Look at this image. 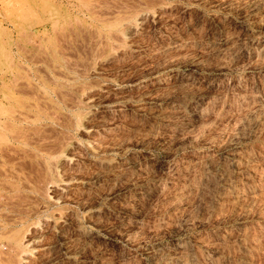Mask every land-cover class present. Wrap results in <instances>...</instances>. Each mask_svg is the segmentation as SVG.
<instances>
[{"label": "rangeland", "instance_id": "obj_1", "mask_svg": "<svg viewBox=\"0 0 264 264\" xmlns=\"http://www.w3.org/2000/svg\"><path fill=\"white\" fill-rule=\"evenodd\" d=\"M0 110V264H264V0H0Z\"/></svg>", "mask_w": 264, "mask_h": 264}, {"label": "bare ground", "instance_id": "obj_2", "mask_svg": "<svg viewBox=\"0 0 264 264\" xmlns=\"http://www.w3.org/2000/svg\"><path fill=\"white\" fill-rule=\"evenodd\" d=\"M155 2V1H154ZM161 2V1H160ZM102 3V2H101ZM88 4H89V2H88ZM92 4V3H91ZM84 5V4H83ZM101 5V4H100ZM147 6V5H146ZM153 7V6H152ZM92 9V8H91ZM87 11V10H86ZM100 11V10H99ZM94 12V11H93ZM112 12V11H111ZM110 12V13H111ZM105 14V13H104ZM121 17V16H120ZM115 20V19H114ZM100 22V21H99ZM109 24V23H108ZM116 25V24H115ZM114 26V25H113ZM110 27V26H109ZM56 34V33H55ZM123 34V33H122ZM120 36V35H119ZM101 39V38H100ZM43 52V51H42ZM56 73V72H55ZM38 76V75H37ZM46 78V77H45ZM23 84V83H22ZM21 84V85H22ZM4 86V85H3ZM27 91H29V90H27ZM61 91V90H60ZM30 92V91H29ZM40 98V97H39ZM66 98V97H65ZM41 107V106H40ZM47 107V106H46ZM39 109H41V108H39ZM7 111V110H6ZM15 111V110H14ZM0 112H1V110H0ZM16 112V111H15ZM13 113V112H12ZM52 115V114H51ZM18 116V115H17ZM53 116V115H52ZM26 117V116H25ZM60 119V118H59ZM57 120V119H56ZM8 123V122H7ZM4 127V126H3ZM10 127V126H9ZM4 128H6V126L4 127ZM26 128V127H25ZM35 131H37V130H35ZM62 132V131H61ZM29 133V132H28ZM33 133V132H32ZM40 133V132H39ZM41 134V133H40ZM1 136H2V134H1ZM40 136V135H39ZM19 137V136H18ZM22 137V136H21ZM27 137V136H26ZM52 138V137H51ZM4 139V138H3ZM35 140V139H34ZM44 140V139H43ZM40 141V140H39ZM67 141V140H66ZM66 141H64V142H66ZM36 142V141H35ZM32 143V142H31ZM54 143V142H53ZM30 144V143H29ZM56 145V144H55ZM62 146H63V144H62ZM46 147V146H45ZM50 147V146H49ZM52 148H53V146H52ZM57 149V148H56ZM5 150V149H4ZM15 150V149H14ZM47 151V150H46ZM58 151H59V149H58ZM15 152V151H14ZM44 153V152H43ZM2 156V155H1ZM4 157V156H3ZM30 157V156H29ZM13 160V159H12ZM33 165V164H32ZM54 165H55V163H54ZM6 166V165H5ZM19 166V165H18ZM40 166V165H39ZM42 166V165H41ZM32 169V168H31ZM9 170V169H8ZM40 172V171H39ZM42 172V171H41ZM33 173V172H32ZM6 174V173H5ZM36 174V173H35ZM56 176V175H55ZM42 179V178H41ZM47 179V178H46ZM35 181V180H34ZM43 181V180H42ZM43 187V186H42ZM16 209V208H15ZM38 211V210H37ZM53 212V211H52ZM23 220V219H22Z\"/></svg>", "mask_w": 264, "mask_h": 264}, {"label": "built area", "instance_id": "obj_3", "mask_svg": "<svg viewBox=\"0 0 264 264\" xmlns=\"http://www.w3.org/2000/svg\"><path fill=\"white\" fill-rule=\"evenodd\" d=\"M4 250H5L4 247H1V248H0V252H3Z\"/></svg>", "mask_w": 264, "mask_h": 264}]
</instances>
